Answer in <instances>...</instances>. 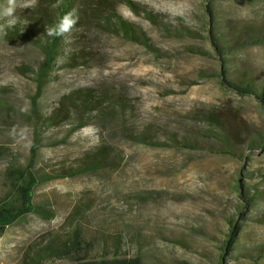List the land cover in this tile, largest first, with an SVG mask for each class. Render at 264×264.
Wrapping results in <instances>:
<instances>
[{"label": "rangeland", "instance_id": "rangeland-1", "mask_svg": "<svg viewBox=\"0 0 264 264\" xmlns=\"http://www.w3.org/2000/svg\"><path fill=\"white\" fill-rule=\"evenodd\" d=\"M124 1L89 0L116 6L123 20L142 30L148 47L102 32L97 22L75 28L64 37L40 93L39 39L25 35L35 7L17 10L18 34L9 33L16 24L0 34V201L10 195L8 168L24 166L30 156L34 98L43 116L74 88H92L108 101L73 134L69 123L42 129L36 172L74 170L100 143L111 145L119 160L114 170L38 186L33 203L53 217L29 214L8 227L0 237V264H35L41 248L65 240L76 222L85 240L123 230L137 236L146 264H264V199L251 207L238 188L247 197L264 192V149L251 146L264 133V113L255 98L219 78L230 70L233 80L244 76L264 84V47L240 43L245 30H264V0H129L151 12L152 22ZM211 28L213 37L224 38L225 50L212 46ZM79 50L84 58L78 62L85 65L66 67ZM211 118L235 132V155L223 152L206 124ZM71 214L75 220L68 222ZM229 220L238 237L219 263Z\"/></svg>", "mask_w": 264, "mask_h": 264}, {"label": "trees", "instance_id": "trees-1", "mask_svg": "<svg viewBox=\"0 0 264 264\" xmlns=\"http://www.w3.org/2000/svg\"><path fill=\"white\" fill-rule=\"evenodd\" d=\"M2 0H0L1 3ZM56 0H39L33 10H30L27 17V26L25 27V35L27 38L38 37V46L42 53V60L36 70L35 81L38 92L44 87L53 68L55 62L62 55L61 47L64 37H48L45 29L54 25L60 16L75 7L79 12V23L76 28L82 26L83 29H89L92 22L97 25L102 32L120 36L128 41L136 42L148 47L145 35L142 30H138L133 24L123 20L116 12V6H110L105 2L91 5L89 0H62L60 7L53 9L52 4ZM124 4L134 13L143 14L149 21H154L153 14L145 7L139 8L136 4L129 0H125ZM208 17H211V11L208 7L205 9ZM19 25L16 24L11 36L18 34ZM75 29V28H74ZM210 35L212 46L216 50H225L224 38L218 34L213 37L212 28L207 29ZM190 33V32H186ZM240 43L244 46L260 45L264 47V30L251 31L245 30ZM82 50L72 53L66 67L83 66L78 59L84 58ZM231 77V78H230ZM220 83L235 93L255 98L261 105L264 113V84L256 86L253 81L248 78L239 77L237 80L232 79V73L227 70L225 74H220ZM103 97L98 95L92 88H74L63 94L54 108L47 116H43L36 108L37 99L32 100V145L30 156L24 166H11L8 168V177L11 180L10 195L0 201V237L5 230L15 224L21 218L34 214L45 219L53 217V213L44 208L42 205L33 203L35 191L38 186L46 184L58 178H72L79 174L96 173L104 170H114L118 165V157L112 156L114 148L107 143H100L90 150L81 159L78 167L74 170H61L59 174L52 175L48 172H36L34 170L37 155V147L41 143V131L46 128H53L64 123L71 124L69 133L87 126L96 113L100 111L101 105L108 104ZM206 124L221 142L223 152L235 155L236 150L233 149V141L236 134L233 130L225 128L218 118L208 119ZM141 143H147L146 140L138 138ZM255 145L264 149V133L257 134L251 140V146ZM3 154V148L0 146V157ZM67 171V172H65ZM69 171V172H68ZM239 188V197L245 199L253 207L259 199H264V192H252V195L245 196L244 191ZM81 211V210H80ZM74 213V212H73ZM78 213V212H77ZM81 216V214L79 215ZM75 220L72 214L67 221ZM264 223V217L260 218ZM72 231L63 241H51L43 246L40 253L36 256L35 264L41 260H51L56 258H71L74 254H78L79 259L73 261L75 264H146V257L141 254V248L137 242V236H129L123 231H115L110 236H101L99 238H89L85 240L81 237V223H73ZM238 227L234 220L228 221V233L223 242L222 253L219 256L224 261L223 255L227 253L228 248L232 246L237 239ZM264 254V248L260 255Z\"/></svg>", "mask_w": 264, "mask_h": 264}, {"label": "clouds", "instance_id": "clouds-1", "mask_svg": "<svg viewBox=\"0 0 264 264\" xmlns=\"http://www.w3.org/2000/svg\"><path fill=\"white\" fill-rule=\"evenodd\" d=\"M62 0H56L52 8L60 7ZM37 0H6V3L0 6V34L7 35V29L13 27L19 17L16 15L17 10L33 8ZM79 23L78 9L73 7L62 16L58 21L45 29L48 37H65L69 35Z\"/></svg>", "mask_w": 264, "mask_h": 264}]
</instances>
